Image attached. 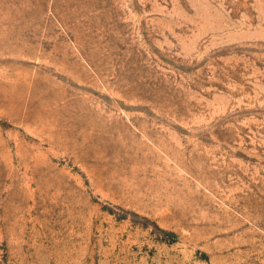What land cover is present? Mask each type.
I'll use <instances>...</instances> for the list:
<instances>
[{"label": "rangeland", "instance_id": "374dc122", "mask_svg": "<svg viewBox=\"0 0 264 264\" xmlns=\"http://www.w3.org/2000/svg\"><path fill=\"white\" fill-rule=\"evenodd\" d=\"M0 264H264V0H0Z\"/></svg>", "mask_w": 264, "mask_h": 264}]
</instances>
